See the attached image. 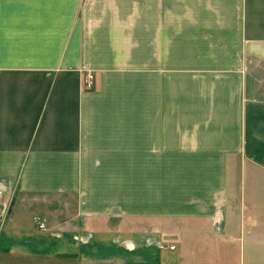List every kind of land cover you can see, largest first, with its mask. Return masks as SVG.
<instances>
[{"label":"crops","instance_id":"1","mask_svg":"<svg viewBox=\"0 0 264 264\" xmlns=\"http://www.w3.org/2000/svg\"><path fill=\"white\" fill-rule=\"evenodd\" d=\"M255 62L264 0H0V264H264Z\"/></svg>","mask_w":264,"mask_h":264},{"label":"rangeland","instance_id":"2","mask_svg":"<svg viewBox=\"0 0 264 264\" xmlns=\"http://www.w3.org/2000/svg\"><path fill=\"white\" fill-rule=\"evenodd\" d=\"M255 62L256 67L258 68V71L264 72V65L262 63ZM255 68V69H257ZM51 206V207H50ZM47 205L43 202H37L34 203L31 207V210L28 212L23 213V222L28 225L35 226V221L33 220V215L38 214L45 216L46 220L43 221L44 226L41 227L40 224H38V227L40 229H45L48 225H50L52 222L57 221L58 219H64L69 218L74 213V204L70 205L67 208H64V212H58L55 210L54 205ZM102 221L93 222L97 228H101L98 225H102ZM103 226V225H102ZM187 244L185 247L186 251H183L182 255L178 257L179 260H181V264H226V256L230 252L222 251L221 248L217 247L214 251V246L212 242H214L213 236L209 235H202V236H187L186 237ZM220 246V245H219ZM164 255H167V252H164ZM165 257V256H164ZM67 260H46L41 264H67Z\"/></svg>","mask_w":264,"mask_h":264},{"label":"built area","instance_id":"3","mask_svg":"<svg viewBox=\"0 0 264 264\" xmlns=\"http://www.w3.org/2000/svg\"><path fill=\"white\" fill-rule=\"evenodd\" d=\"M83 84L86 88L91 89L94 86V74L92 72H87L83 78ZM41 227L44 226V223H40Z\"/></svg>","mask_w":264,"mask_h":264}]
</instances>
